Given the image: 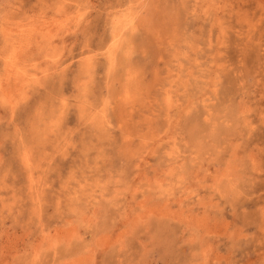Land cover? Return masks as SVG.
<instances>
[{
	"label": "rangeland",
	"instance_id": "1",
	"mask_svg": "<svg viewBox=\"0 0 264 264\" xmlns=\"http://www.w3.org/2000/svg\"><path fill=\"white\" fill-rule=\"evenodd\" d=\"M0 264H264V0H0Z\"/></svg>",
	"mask_w": 264,
	"mask_h": 264
}]
</instances>
